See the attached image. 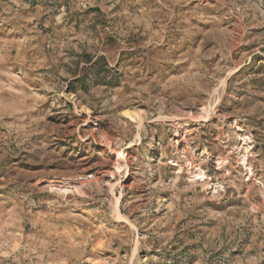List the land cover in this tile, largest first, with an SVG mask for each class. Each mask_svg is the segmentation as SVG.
<instances>
[{"label":"rangeland","instance_id":"1","mask_svg":"<svg viewBox=\"0 0 264 264\" xmlns=\"http://www.w3.org/2000/svg\"><path fill=\"white\" fill-rule=\"evenodd\" d=\"M0 264H264V0H0Z\"/></svg>","mask_w":264,"mask_h":264}]
</instances>
